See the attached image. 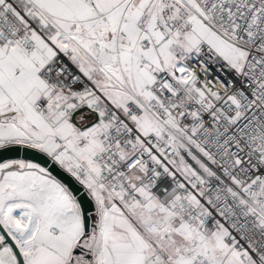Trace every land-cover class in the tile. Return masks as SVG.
<instances>
[{
    "label": "snow or ice",
    "instance_id": "obj_1",
    "mask_svg": "<svg viewBox=\"0 0 264 264\" xmlns=\"http://www.w3.org/2000/svg\"><path fill=\"white\" fill-rule=\"evenodd\" d=\"M0 264H264V0H0Z\"/></svg>",
    "mask_w": 264,
    "mask_h": 264
}]
</instances>
